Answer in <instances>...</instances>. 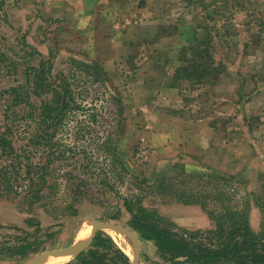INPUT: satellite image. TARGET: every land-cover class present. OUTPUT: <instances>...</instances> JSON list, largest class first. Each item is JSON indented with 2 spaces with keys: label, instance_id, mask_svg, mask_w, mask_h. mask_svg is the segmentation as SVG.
Returning a JSON list of instances; mask_svg holds the SVG:
<instances>
[{
  "label": "rangeland",
  "instance_id": "rangeland-1",
  "mask_svg": "<svg viewBox=\"0 0 264 264\" xmlns=\"http://www.w3.org/2000/svg\"><path fill=\"white\" fill-rule=\"evenodd\" d=\"M135 2L131 4L133 9L115 13L109 20L114 36L128 42L124 51L130 60L124 61V67L117 60L118 68L129 65L154 70L162 84L172 83L175 87L168 88L163 101L158 102L169 103L171 111L186 118L204 119L214 128V154L209 170L191 176L180 170L176 174L177 170L168 166L172 185L186 191L179 198L203 204L213 219V227L209 229L220 223L230 228L241 216L261 234L264 232V0ZM138 4L140 9L136 7ZM75 39L76 48L66 50L53 70L68 75L79 106L67 111L59 127L57 154L63 156L46 169L44 180L38 175L29 180L24 165L20 175L11 173L14 188L0 198V264H27L38 254L65 248L82 223L88 233L94 220L80 217L85 202L104 208L100 220L112 219L131 228V213L123 205L125 198L157 209L152 203L160 199L161 188L158 184H141L145 164L135 159L143 135L134 144L125 142L126 130L121 127L122 120L119 121L124 110L115 80L104 73L95 76L94 64L100 68L101 65L89 60L94 51L91 46L80 45L81 35ZM13 46L5 45L3 49L21 64L11 78L0 70L3 85H10L13 78L22 82L25 70H34L39 65L38 57L29 62L28 49L20 50L22 43L17 47L20 49L12 50ZM59 49L57 45L55 51ZM114 50L116 53L118 47ZM99 52H106L105 46ZM135 57L140 59L135 61ZM193 62L200 68L193 69L194 77L186 78L183 70H191ZM48 99L47 95L29 94L26 102L12 104L7 113L15 129L13 141L17 150L23 155L31 154L36 161H44L46 153L29 139L32 133L41 132L44 124L39 117L40 107ZM11 103L7 96L0 99L2 124L6 121L5 105ZM11 169L16 172L14 167ZM168 186L163 189L169 195ZM39 187L43 188L41 199L34 195ZM116 214H121L119 219L111 218ZM103 231L110 234L116 230ZM125 237L131 254L126 245L113 238L132 256L134 246ZM197 239L208 241L204 236L194 240ZM140 241L141 264H170L153 241L142 238ZM219 242L220 238L213 239V243ZM25 243L30 245L25 256L9 249ZM100 250L109 252L104 247ZM77 256H67L61 264L75 263Z\"/></svg>",
  "mask_w": 264,
  "mask_h": 264
},
{
  "label": "crops",
  "instance_id": "crops-1",
  "mask_svg": "<svg viewBox=\"0 0 264 264\" xmlns=\"http://www.w3.org/2000/svg\"><path fill=\"white\" fill-rule=\"evenodd\" d=\"M132 1L136 3L135 0H0V46L3 48L5 45H14V50V47L17 48L22 43V48L17 49H28L29 62L38 57L31 54L35 49L45 56L52 52L54 70L60 63V56L66 50L76 48L74 44L78 42L75 38L81 35L80 45L91 46L94 51L89 60L100 64L101 68L96 65L105 76L115 80L119 89L118 96L124 110L119 121L122 120L121 127L126 130L125 142L134 144L143 135L141 138H146L154 147L152 161L142 166L144 173L141 181V184H158L161 188L158 194L160 199L155 200L152 206L184 228H212L211 214L200 201L179 198L186 191L172 185L173 176L169 175L167 169L169 166L170 170H177L176 174L180 170L191 176L194 173H204L205 169L209 170L211 156L214 154V128L204 119L186 118L175 110L171 111L167 105L169 103L158 102L159 99L163 101L161 98L165 91L168 92V88L175 87L172 83L162 84L154 70L149 71L145 67L129 68V65L124 69L118 68L117 60L123 62L122 67L125 66L124 61L130 60L124 51L128 42L114 36L109 20H112L115 13H126L133 9ZM136 7L141 8L140 4ZM61 44H64V48ZM57 45L61 48L58 53L55 51ZM103 46L106 52L100 53ZM115 46L118 47L117 54ZM21 59L25 61L26 57L21 56ZM139 59L140 57L134 58L135 61ZM31 69L29 72L32 73ZM117 77L120 78L119 81L116 80ZM1 80L2 78L0 99H3V91L18 82L11 81L10 85H3ZM166 185H169V195L163 189ZM103 209L100 205L85 202L80 217L84 220H100ZM120 216L121 214L119 218ZM75 234L66 247L75 243Z\"/></svg>",
  "mask_w": 264,
  "mask_h": 264
},
{
  "label": "trees",
  "instance_id": "trees-1",
  "mask_svg": "<svg viewBox=\"0 0 264 264\" xmlns=\"http://www.w3.org/2000/svg\"><path fill=\"white\" fill-rule=\"evenodd\" d=\"M204 49L203 52L206 54L207 49ZM31 54L40 57L39 66L34 68L32 73L26 69L24 80L5 89L2 93V97L7 96L12 103L5 105L4 117L6 121L3 124L0 123V198L4 196L5 192L14 188L11 173L20 175L23 165L29 180L33 181L34 175H38L39 179L44 180L47 174L46 169L63 156L57 154L60 146L56 140L63 117L67 111L79 107L73 96L68 75L64 71L53 72L52 52L45 56L35 49ZM20 64L0 46V70H4L11 78L13 74H17ZM93 67L97 69L95 76L102 75V70L96 64ZM197 68L200 66L193 62L191 70L187 68L183 70L185 77H194L193 69ZM19 80V78H13L14 82H19ZM32 93L37 96H49V99L43 102L40 107L39 117L44 124L41 127V132L38 130L32 133L29 139L30 143L44 148L46 153V156H43L44 161H36L31 154L19 153L13 141L15 129L9 122L7 114L10 107L13 106L12 104L18 105L26 102L29 94ZM47 148L48 150H46ZM11 167H14L16 172ZM42 190V187L35 189V197L41 199ZM124 205L131 213L130 224L138 232L140 239L153 241L160 255L170 264L186 262L192 264H264V232L256 233L244 217L240 216L236 221H233L230 228L220 223L215 229L191 230L163 216L157 209L138 205L132 199L125 198ZM111 218L117 219L119 214ZM199 236H204L208 241L203 242L200 239L195 241L194 239ZM218 238L221 239V242L213 243V239ZM29 246V243H25L12 246L9 249L25 256L30 250ZM101 247L110 253L102 252ZM111 254L113 255L111 256ZM69 264H132V262L129 254L116 243L115 239L102 230L96 234L91 247L80 253L75 263Z\"/></svg>",
  "mask_w": 264,
  "mask_h": 264
},
{
  "label": "water",
  "instance_id": "water-1",
  "mask_svg": "<svg viewBox=\"0 0 264 264\" xmlns=\"http://www.w3.org/2000/svg\"><path fill=\"white\" fill-rule=\"evenodd\" d=\"M108 229L116 230L127 236L128 239H130V241L134 246L133 255L131 256L129 254L131 257V262L132 264H141V242L138 233L133 228L121 224L118 221L112 219L94 220L91 224V230L89 236L82 243L79 244L74 243L73 245L65 248L54 249L43 252L41 254L34 256L30 260L29 264H39L42 259L49 258L52 256L79 255L80 253L84 252L92 245L95 236L99 231L102 230L107 231Z\"/></svg>",
  "mask_w": 264,
  "mask_h": 264
},
{
  "label": "bare ground",
  "instance_id": "bare-ground-1",
  "mask_svg": "<svg viewBox=\"0 0 264 264\" xmlns=\"http://www.w3.org/2000/svg\"><path fill=\"white\" fill-rule=\"evenodd\" d=\"M90 230L91 227H89V231L87 233V227L86 225H82L76 232L75 234V243L79 244L81 242H83L87 235L89 236L90 234ZM108 230H112V229H108ZM110 234L118 241L120 242L122 245H126V251L128 253L131 252V248L130 245L128 243V240L126 239L125 236H123L121 233L116 232V231H111ZM74 243V242H73ZM131 254V253H130ZM67 256H71V255H66V256H52L49 258H44L40 261L39 264H61L62 262H64L66 260ZM30 261L27 262V264H29Z\"/></svg>",
  "mask_w": 264,
  "mask_h": 264
},
{
  "label": "built area",
  "instance_id": "built-area-1",
  "mask_svg": "<svg viewBox=\"0 0 264 264\" xmlns=\"http://www.w3.org/2000/svg\"><path fill=\"white\" fill-rule=\"evenodd\" d=\"M154 148L145 138H141L135 151V159L140 163H148L152 160Z\"/></svg>",
  "mask_w": 264,
  "mask_h": 264
},
{
  "label": "flooded vegetation",
  "instance_id": "flooded-vegetation-1",
  "mask_svg": "<svg viewBox=\"0 0 264 264\" xmlns=\"http://www.w3.org/2000/svg\"><path fill=\"white\" fill-rule=\"evenodd\" d=\"M139 236V235H138ZM140 238V237H139ZM130 256V255H129Z\"/></svg>",
  "mask_w": 264,
  "mask_h": 264
}]
</instances>
